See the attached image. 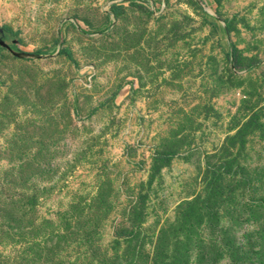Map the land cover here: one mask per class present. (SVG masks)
<instances>
[{"label":"rangeland","instance_id":"rangeland-1","mask_svg":"<svg viewBox=\"0 0 264 264\" xmlns=\"http://www.w3.org/2000/svg\"><path fill=\"white\" fill-rule=\"evenodd\" d=\"M0 42V264H264V0H0Z\"/></svg>","mask_w":264,"mask_h":264},{"label":"trees","instance_id":"trees-1","mask_svg":"<svg viewBox=\"0 0 264 264\" xmlns=\"http://www.w3.org/2000/svg\"><path fill=\"white\" fill-rule=\"evenodd\" d=\"M3 30L6 32V33H9L10 35H16L17 33H14L13 31H11L10 29H7V28H3ZM61 53H64V54H66L67 56H68V58H72V56H71V52L68 50V49H62L61 51H60ZM123 235H126V236H130L131 234H126L125 232L123 233Z\"/></svg>","mask_w":264,"mask_h":264},{"label":"water","instance_id":"water-1","mask_svg":"<svg viewBox=\"0 0 264 264\" xmlns=\"http://www.w3.org/2000/svg\"><path fill=\"white\" fill-rule=\"evenodd\" d=\"M0 45L4 46L5 44L3 42H0Z\"/></svg>","mask_w":264,"mask_h":264}]
</instances>
